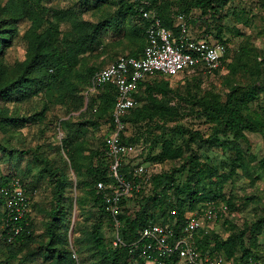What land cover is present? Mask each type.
I'll use <instances>...</instances> for the list:
<instances>
[{"label": "trees", "instance_id": "obj_1", "mask_svg": "<svg viewBox=\"0 0 264 264\" xmlns=\"http://www.w3.org/2000/svg\"><path fill=\"white\" fill-rule=\"evenodd\" d=\"M229 1L190 0L179 6L174 15L169 11V5L165 4L164 0H94L92 8L99 9L102 5L108 4L114 7L113 11L104 13L96 21L74 20L71 30L65 33L59 29L57 22L52 21V18L58 20L63 18L65 11L46 7L43 0H11L10 9L3 10L8 16L5 15L6 17L0 19V56L5 47L17 35L18 24L24 20L27 21L25 36L29 40L30 50L28 58L17 66L16 77L5 74L0 65V100L14 103L56 91L60 98L67 97L69 99L72 109L78 110L83 106L80 92L89 87L93 73L108 63L103 66L97 64L85 67L82 72L78 71L77 66L80 58L95 50V45L105 32L122 33L121 38L127 41L124 45L125 48H122L123 52L117 54L116 57L121 54L140 57L146 44L145 30L148 25V20L142 16L144 11L159 18L163 26L177 35L180 31L177 26L179 14H185L186 23L189 25V22L195 23L196 21L190 17L191 9L200 10L202 15L211 13L213 17V15L219 14ZM194 38L223 43L225 46L227 43L222 37L221 29L216 33L217 40L206 37ZM244 49L243 51L247 53V48ZM228 54L226 46L222 65L224 63L233 72L234 67L225 62ZM263 63L264 59L258 62L257 70ZM218 70L213 73H218ZM188 71L184 70L181 73ZM167 78L156 73L141 80L133 94L137 105L122 115V121L126 125L122 141L136 146V158L141 157V161L134 163L135 158H126L120 172L128 180L142 181L140 191L122 200L120 213L117 215L118 232L124 244L113 245L111 235L114 230L113 219L104 202V194L108 189L97 190L98 182L105 184L111 182L110 158L106 152L105 136L113 126L112 112L116 90L113 85L107 84L89 94L86 110L91 112L92 119L79 124L80 127L90 125L94 128L100 122L107 124V132L101 139L99 148L90 149L85 146L81 141L80 134L76 131L67 135L59 144L61 167L50 165L49 159L45 156L36 157L38 163L41 164L39 174L49 177L54 192L53 207L48 213L51 222L46 226V241L41 247V253H32L31 255H38L45 261L50 260L51 264H79L71 257L68 249L66 222H68L67 214L71 211L73 204V197L70 194L72 185L70 171L78 178L76 185L83 193L76 198L77 210L80 215L85 211L84 198L88 199L93 207V212H89L86 217V220H91V222L84 240L86 248L89 247L93 250L92 264H145V259L139 255V251L130 252V245L139 239L141 230L145 226L154 223L169 224L174 227L176 233H179L185 219L193 212H202L207 202H214L218 206L222 205L226 211H231L234 208L232 198L226 197L224 192V186L228 182L229 176L202 162L199 150L193 149L190 141L197 139L207 146L218 145L225 148L231 146L238 139L244 138V131L260 132L264 136V123L249 112L250 106L258 98V86L253 85L250 88H245L241 85H232L225 93L224 100L216 93H207L197 99L206 119L213 124V133L207 139L201 137L197 132L177 125L171 129V134L163 130L157 137L149 138L148 144L140 147L141 142H145L143 133L148 132L153 125L155 128H161L158 126L157 117L161 119L177 112L157 97L159 95L165 98L168 95L176 96L178 94L170 87ZM138 103L142 104L138 106ZM46 111L47 108L42 112H36L29 119L24 117L11 119L4 115L0 120V126L4 131H8L11 127L21 126L25 120L39 123L46 118ZM61 123L64 127H70L68 121H61ZM140 123L145 124L144 131L131 134L127 132L129 125L137 126ZM186 133L189 134V138L185 137ZM219 133L225 136L230 135L232 140L220 141L217 137ZM156 147L159 150L155 153L153 150ZM146 148H148L147 152ZM231 148L230 155L233 156V166L230 173H234L235 163H238L247 172L248 161L245 156L237 147ZM86 150H88L87 155L84 153ZM0 151L7 158L11 157L13 153L25 154V151L7 150L1 144ZM177 159L183 160L180 169L164 172H153L152 170L147 180L140 176H134V170L138 165L151 166L154 163ZM259 163L264 171V159H261ZM178 171H186L183 182H181V177H177ZM82 174H85L84 177ZM13 177L17 176H0V233L2 235L11 233L14 224L22 227L12 242H7L3 237H0V241L8 246L11 259L21 258L23 247L31 242L33 235L32 229L29 228L31 225H27L28 214L23 219L14 221L10 219L6 209L5 196L1 189L8 187ZM171 211H174V214ZM216 221L208 222L203 229L194 232V242L200 253L223 254L226 259L225 264H244L248 259L262 260L257 253L252 251V244L251 247L246 244L245 235L249 233L250 236H254L253 229L264 223V216L251 226L234 235H229L225 240L219 239L217 234H213L209 230V225ZM224 223L228 224L229 222L225 220ZM108 233L111 234L108 235ZM80 263L86 264L84 259H81ZM178 263L179 258L173 254L168 257H158L154 264Z\"/></svg>", "mask_w": 264, "mask_h": 264}, {"label": "rangeland", "instance_id": "obj_2", "mask_svg": "<svg viewBox=\"0 0 264 264\" xmlns=\"http://www.w3.org/2000/svg\"><path fill=\"white\" fill-rule=\"evenodd\" d=\"M93 1L43 0V4L51 9L65 11L63 18L59 20L52 18V21L57 22L59 29L67 33L71 30L74 20L96 21L104 13L114 9L108 4L102 5L99 9L92 8ZM189 1L164 0V3L169 5V11L175 15L179 6ZM10 2L11 0H0V19L6 17L7 14L3 10L8 11L10 9ZM190 17L196 20L195 23L189 22L188 25L191 36L217 40L215 38L216 33L221 29L222 37L227 42L226 46L229 51L225 62L233 66L234 71L232 72L223 63L218 73H206L194 69L168 77L170 87L178 94L176 96L168 95L165 98L159 95L157 97L177 112L166 115L165 118L157 117L158 126L161 128H155L153 125L148 132L143 133L145 142H141L140 147L148 144L149 138L157 137L163 130L171 134V129L177 125L199 133L204 139L210 137L213 133V124L206 119L197 99L207 93H216L224 100L225 93L232 85H241L245 88H250L253 85L258 86V98L250 106L249 112L264 123V63L257 70L258 62L264 59V0H230L220 10L219 14L213 15V17L211 13L202 15L198 9H191ZM26 27L27 21L25 20L18 24L17 35L5 47L0 56L1 69L3 68L8 76L16 77L17 66L28 58L30 45L25 36ZM121 36L122 33L117 31L114 34L111 31L105 32L95 45V50L80 58L77 66L78 71L82 72L85 67L91 65H106L117 54L123 52L122 48L127 41L123 40ZM244 48H247V53L244 52ZM87 90L88 88L80 92L83 106L78 110L72 109L69 99L67 97L60 98L56 91L14 103L0 100V120L4 115L11 119L21 117L29 119L34 113L42 112L47 108L46 118L42 122L32 123L30 120H25L21 126L11 127L8 131H4L0 126V144L5 146L7 150L25 151V154L13 153L9 158L0 151V176L13 175L23 181L30 202L27 212L29 215L27 225H31L29 228L33 232L31 242L23 247L20 254L21 258H9L11 253L8 251V246L0 241V264H51L50 260L45 261L38 255H31L32 253H41V247L46 241V226L51 222L48 213L53 207L54 192L49 177L39 174L41 164L38 163L36 157L45 156L49 159L50 165L61 167L62 160L58 152L59 144L67 135L76 131L80 134L81 141L85 146L90 149L99 148L100 141L107 132V124L100 122L96 128L90 125L79 126L80 122L92 119L91 112L86 110L89 94H91H87ZM179 95L181 97H178ZM140 104L142 103H138V106ZM61 121H68L70 127H64L62 123L60 124ZM144 130L145 124L140 123L137 126L129 125L127 132L131 134ZM188 135L186 133L185 137L189 138ZM244 135V138L238 139L231 146L225 148L218 145L207 146L197 139L190 141L191 147L199 150L202 162L229 176V180L224 186V192L226 197L232 198L234 208L231 211L227 210L220 219L209 225V230L213 234H217L221 240H225L229 235H234L251 226L264 216V171L259 163L261 159H264V136L260 132L249 131H244ZM217 137L220 141L232 140L230 135L225 136L219 133ZM231 147H237L245 156L248 161L247 172L238 163H235L234 173H230L233 166V156L230 155ZM158 150L159 148L156 147L153 152L156 153ZM60 151L63 154L61 149ZM147 151L148 148H146ZM84 153L87 155L88 150ZM136 157L137 154L132 157L135 158L134 163L140 162L141 157ZM182 163V159H177L154 163L151 166L142 165L146 166L150 172L152 170L153 172H164L180 169ZM70 174L72 177L70 194L73 197V204L71 211L67 214L69 223L66 222L68 226V249L71 257L79 264H82L80 263L81 259H84L86 264H92L93 250L89 247L86 248L84 240L91 222V220H86V217L89 212H93V207H91V202L84 198L85 211L80 215L77 210L76 198L83 193L77 188L78 178L72 171ZM84 175L82 174V177ZM177 177H181V182H183L186 171H178ZM225 220L229 223L225 224ZM60 231L62 230L60 229ZM253 232L254 236L246 233V244L250 247L252 244V251L257 253L264 263V223L257 225ZM110 234L108 233V235Z\"/></svg>", "mask_w": 264, "mask_h": 264}, {"label": "built area", "instance_id": "obj_3", "mask_svg": "<svg viewBox=\"0 0 264 264\" xmlns=\"http://www.w3.org/2000/svg\"><path fill=\"white\" fill-rule=\"evenodd\" d=\"M142 16L148 20L145 30L146 44L142 55L135 57L121 54L106 66L97 69L91 79L87 90L94 92L110 84L115 87V104L112 112V128L105 136V146L110 158L109 175L111 182L97 183V190L108 191L104 194V202L113 219L112 243L114 246L123 245L119 236V221L123 199L131 197L142 188V181L126 179L120 172L126 158L137 154L136 146L122 141V134L126 128L122 115L137 105L133 94L138 83L148 76L156 73L166 77L178 75L184 70L199 69L206 73H213L222 65L226 53V46L219 42H208L196 39L189 33L185 14L177 16L179 33L174 35L162 25L159 18L148 11ZM134 176L149 179L150 171L144 165L136 166ZM5 196L6 209L10 219L18 221L23 219L29 210V198L26 189L19 177H13L8 187L1 189ZM226 208L209 202L202 212H193L184 221L179 233L169 224H149L142 228L139 239L130 245V252L139 251V255L146 263L154 264L158 257H168L173 254L179 258V263L185 264H225L222 254L200 253L194 242V232L203 229L208 222L222 217ZM174 214V211H171ZM22 230L20 225L14 224L11 233L2 235L5 241L12 242L14 237ZM75 257V254L73 255ZM244 264H264L261 260H252Z\"/></svg>", "mask_w": 264, "mask_h": 264}]
</instances>
